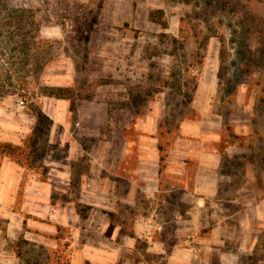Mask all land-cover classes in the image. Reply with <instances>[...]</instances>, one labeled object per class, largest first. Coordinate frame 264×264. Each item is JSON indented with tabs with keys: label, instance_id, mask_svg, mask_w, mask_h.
Masks as SVG:
<instances>
[{
	"label": "rangeland",
	"instance_id": "374dc122",
	"mask_svg": "<svg viewBox=\"0 0 264 264\" xmlns=\"http://www.w3.org/2000/svg\"><path fill=\"white\" fill-rule=\"evenodd\" d=\"M134 1L136 6L141 3L138 19L125 22L116 11V24L108 25L100 21L107 14L100 9L104 0H0V140L21 144L29 136L36 119L31 106L52 120L51 146L40 162L43 167L6 168L24 175L19 200L22 204L25 199L32 210L41 203L35 192L25 196L24 189L37 187L42 180L49 183V177L55 189L53 201L66 198L60 192L65 165L74 184L86 176L122 175L124 137L135 136L130 125L139 118L149 116L148 124H157L158 130L149 134L157 135L168 150L180 122L192 116L197 81L211 60L208 47L215 48L214 57L220 51L215 102L224 119L247 116L235 106L244 101L259 113L253 121L264 125V0ZM15 10L23 16V38L33 40L30 36L38 34V45L32 43L28 55L16 45L18 39L12 34L17 29L7 22ZM59 86L75 94L74 108L67 98L42 94L45 87ZM233 131L228 126L227 135ZM257 136L252 134L255 140ZM70 143L80 146V154L74 148L69 153ZM253 158L263 162L264 154ZM8 161L16 163L0 155V170ZM241 168L238 163L232 169ZM258 184L255 187L262 188L264 178ZM118 185L115 196H100L102 204L116 208L110 212L112 225L103 235L85 234L91 254L99 257L94 264H264V229L259 230L257 243L241 245L237 239L245 232L238 226V214L230 220L229 243L221 248L228 258L221 260L220 250L204 248L196 238L207 237L209 228L199 231L188 225L186 212L194 197L177 190L128 203L123 183ZM240 185L238 174L226 190ZM262 193L258 198H263ZM96 198L87 195L82 204L96 207L87 204H98ZM228 200L222 198V210L235 214L240 204ZM139 216L147 223L140 235L135 230ZM6 225L7 219L0 217L2 234ZM118 225L120 236L113 238ZM68 234V229L59 232L63 238ZM238 247L246 250L237 254ZM68 249L61 244L59 251L67 252L57 264H70ZM87 263L91 261L82 264Z\"/></svg>",
	"mask_w": 264,
	"mask_h": 264
},
{
	"label": "crops",
	"instance_id": "0c3cea01",
	"mask_svg": "<svg viewBox=\"0 0 264 264\" xmlns=\"http://www.w3.org/2000/svg\"><path fill=\"white\" fill-rule=\"evenodd\" d=\"M137 6L141 7V3H137ZM137 6L134 0H104L100 9L107 14L100 21H105L108 25L116 24V11L122 13L125 22L138 19L140 10ZM207 51L210 52L211 60L203 66V75L197 81L192 100V116L180 122L178 135L165 153L162 171L160 138L149 134L156 132L158 126L156 123L151 126L148 124L151 120L149 116L139 118L137 123L130 125L135 132L134 137H124L122 175L115 174L113 178L86 176L74 184L69 165H65L68 169L60 175L63 184L60 192L66 198L60 202L53 201L55 189L53 190L49 177V183L42 180L38 183L39 186L24 189L25 196H29L27 192H35V200L41 206L32 210L24 202L25 199L21 204L20 181L24 175L6 169L7 166L18 164L13 161L4 163L0 170V217L7 219V225L5 234H2L3 230L0 228V264H57L62 259L61 255L67 252L59 251L61 244L69 248L70 264L87 261L94 264L93 260H98L99 257L91 254L93 249L87 246L91 241L85 239V234L100 236L112 225L109 213L116 208L114 204H102L104 201H101L100 196H115L119 190L118 182L124 185L123 197L128 203L137 202L141 196L153 197L162 193L170 195L177 190L194 197L192 206L186 212L188 225L192 230L209 228L207 237L196 238L205 245L204 248L220 250L221 260L228 258L227 253L224 254L226 250L221 248L229 243L227 237L231 238L230 220H233L234 215H239L238 226L245 232L241 239H237L241 245L258 242V232L264 229V195H261V199L258 197L260 191L264 194V186L258 188L255 185L259 186L261 177L264 178V160L257 162L253 157L264 154V146L260 145H264V125L253 121L259 113H256L254 105L250 106L244 101L235 106L236 109L244 110L247 116L229 121L224 119L215 102L220 51L218 49L215 57V48L208 47ZM228 126L234 130L232 135H227ZM65 130L67 132V128ZM252 134L258 135L256 140ZM251 139L255 142L250 143ZM73 148L80 154V146L75 147L73 143L69 144V153H73ZM71 156L67 159L71 160ZM238 163L243 165L240 172L232 169ZM238 174L241 185L226 190L230 181ZM85 193L95 195L98 204L88 202L87 204L96 207L91 208L92 214L83 219L77 210V203L85 201ZM229 195L232 197L229 198ZM249 196L255 197V200H249ZM223 197L240 204L235 214L223 212ZM143 225H147L146 219L139 216L135 224L136 234L144 232ZM121 228L120 225L115 226L113 238L120 236ZM63 229L69 231L66 238L59 235ZM242 249L245 251L246 247H238L237 254L242 253ZM180 256L181 253H178L177 260Z\"/></svg>",
	"mask_w": 264,
	"mask_h": 264
},
{
	"label": "trees",
	"instance_id": "16d2710c",
	"mask_svg": "<svg viewBox=\"0 0 264 264\" xmlns=\"http://www.w3.org/2000/svg\"><path fill=\"white\" fill-rule=\"evenodd\" d=\"M20 12V10L11 12L8 16L7 22L9 26L17 29L16 33L12 34V36L17 37L18 39V41H16V45H18L20 48H23L22 52H24L25 55H28V52L31 50L32 43H34V45H38L36 44L38 43V41H36L38 39V34L35 31V33L30 36V38L32 37L33 40H27L23 38V34L20 33V28L23 24V16ZM35 66H37L38 69L41 68V66L39 67L38 63H36ZM42 94L50 97L67 98L71 101V108H74L76 103V96L68 87H45ZM31 108H33L35 112L36 119L32 128V132L29 134V136H27L21 144L0 140V155L13 159L18 165L25 167L28 170H32L38 166L43 167L40 162L43 157L47 155L49 147L51 146L50 130L52 126V120L46 113L37 108V106H31ZM159 149L161 152L162 171L164 166L163 163L166 158L165 153L167 151L166 145H164L162 140L159 142ZM90 208V206L77 203V210L83 219L88 217ZM109 215L111 219L114 217V213H109Z\"/></svg>",
	"mask_w": 264,
	"mask_h": 264
}]
</instances>
